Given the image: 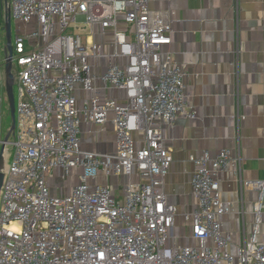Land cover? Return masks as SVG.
Segmentation results:
<instances>
[{
    "label": "built area",
    "instance_id": "built-area-1",
    "mask_svg": "<svg viewBox=\"0 0 264 264\" xmlns=\"http://www.w3.org/2000/svg\"><path fill=\"white\" fill-rule=\"evenodd\" d=\"M154 0H8L16 20L11 61L16 83L15 126L0 147L12 154L3 165L0 188V264H221L234 255L220 216L229 210L213 172L241 158L226 148L190 155L195 209L184 213L196 244L169 246L177 208L161 189L172 155L155 120L172 124L188 106L184 71L162 50L171 25ZM120 20L124 27H119ZM21 24L32 25L27 34ZM97 36L109 38L107 44ZM104 38V39H105ZM0 69V105L4 89ZM90 94L79 106L75 88ZM118 89L124 99L99 96ZM5 91V89H4ZM188 116H194L190 111ZM82 121H111L115 150L83 149ZM2 117L0 114V133ZM142 131L141 144L136 133ZM3 160L5 154L3 151ZM257 181L252 236L237 249L239 264H264V232L258 223L264 206V155ZM80 167L79 181L55 195L46 173ZM105 175L137 172L122 198Z\"/></svg>",
    "mask_w": 264,
    "mask_h": 264
},
{
    "label": "crops",
    "instance_id": "crops-1",
    "mask_svg": "<svg viewBox=\"0 0 264 264\" xmlns=\"http://www.w3.org/2000/svg\"><path fill=\"white\" fill-rule=\"evenodd\" d=\"M151 7L166 13L170 20V43L162 47L184 71L185 98L188 106L174 123L156 119L163 144L172 155L161 189L177 208L168 237L169 246L196 244L190 222L183 217L196 208L197 200L190 186L195 165L189 161L203 149L211 154L226 148L241 158L240 165L229 164L213 172L223 201L231 210L220 216L221 228L230 233L228 246L234 255L230 262L239 264L238 247L253 234V205L257 199V181L262 177L264 155V0H154ZM125 25L122 20L119 27ZM105 38V37H104ZM97 36L107 44L109 38ZM76 104L90 94L75 88ZM99 96L122 101L118 89H100ZM192 111L194 116L187 114ZM143 133H136L141 144ZM81 147L98 152L115 150L111 121L79 125ZM80 167L65 173L55 167L46 173L52 194L65 195L79 181ZM139 179L137 172L105 175L99 172L90 184L107 185L122 198L126 186ZM264 232V206L258 223V238Z\"/></svg>",
    "mask_w": 264,
    "mask_h": 264
},
{
    "label": "water",
    "instance_id": "water-1",
    "mask_svg": "<svg viewBox=\"0 0 264 264\" xmlns=\"http://www.w3.org/2000/svg\"><path fill=\"white\" fill-rule=\"evenodd\" d=\"M5 1V14H4V22L2 26V30H4V36H5V45H4V89L6 93V99L9 107L10 112V118L11 123L9 126V129L7 130L4 140H8L9 135L14 129L15 126V103H14V95H13V82H14V76L12 73V61H11V24H12V18L10 14L9 4L7 0ZM3 151H4V145L0 147V188L3 182Z\"/></svg>",
    "mask_w": 264,
    "mask_h": 264
},
{
    "label": "rangeland",
    "instance_id": "rangeland-1",
    "mask_svg": "<svg viewBox=\"0 0 264 264\" xmlns=\"http://www.w3.org/2000/svg\"><path fill=\"white\" fill-rule=\"evenodd\" d=\"M7 2H8V0H7ZM4 7H5V1L0 0V19H1L2 15L4 14L3 13ZM16 25H18L16 20L12 19L11 38L15 33ZM2 26H3V23L0 20V69H1V71L4 70V45H5V36H4V30H2ZM20 26L22 27V29L27 34L31 33V31L34 30V27L30 24H28V25L21 24ZM12 64L14 66V63H12ZM12 88H13V95L15 96L16 95V83L15 82H13ZM0 114L2 117L0 135L2 138H4L7 130L9 129L10 123H11L9 107H8V103H7V99H6V93H5L4 89L2 90V102L0 105ZM8 138L10 139L11 135H9ZM12 150L13 149L10 145H7L4 147V154H5L4 164H6V162H8V160L10 159V156L12 154Z\"/></svg>",
    "mask_w": 264,
    "mask_h": 264
},
{
    "label": "trees",
    "instance_id": "trees-1",
    "mask_svg": "<svg viewBox=\"0 0 264 264\" xmlns=\"http://www.w3.org/2000/svg\"><path fill=\"white\" fill-rule=\"evenodd\" d=\"M3 13L5 14V7H4V11H3ZM4 14L2 15V17H1V21H2V23L4 22Z\"/></svg>",
    "mask_w": 264,
    "mask_h": 264
}]
</instances>
